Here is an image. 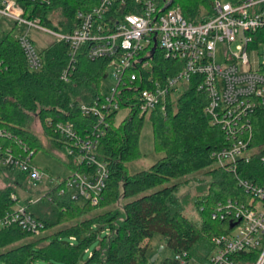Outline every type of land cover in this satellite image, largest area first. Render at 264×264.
<instances>
[{
	"label": "trees",
	"instance_id": "16d2710c",
	"mask_svg": "<svg viewBox=\"0 0 264 264\" xmlns=\"http://www.w3.org/2000/svg\"><path fill=\"white\" fill-rule=\"evenodd\" d=\"M20 1L33 10L31 15L44 13V25L66 34L76 28L78 12L92 10L100 3V0H53L49 7H35L28 1ZM214 1L175 0V6L180 7L188 21L198 23L212 13ZM87 48L82 47L72 68L69 45L53 42L43 50V68L34 72L28 68L12 33L0 42V55L7 66L0 74V128L14 132L29 146L34 157L45 148L30 129L34 118L38 119L45 137L57 149L65 151L68 167L83 173L87 166L69 156L68 148L72 144L55 130L56 124H72L80 136L91 134L99 127L104 131L99 139V160L109 169L106 188L97 205L78 204L70 192L60 195L66 179L57 180L53 189L37 202L28 204V212L43 224V229L37 235L18 225L0 230V260L6 264H46L54 258L60 264H79L91 242L100 238L99 246L83 264H148L150 243L155 235H160L174 252V257L167 258L163 264H181L179 255L189 264H205L215 250L213 237L228 233L233 224L213 220L215 207L228 199L244 197L235 174L215 165L213 154L228 142L222 129L211 125L206 113L207 94L198 90V82L193 79L188 89L175 99L170 98L167 112L157 109L143 115L133 100L132 110L119 125L116 112L107 115L108 127H101L99 118L94 114L84 115L81 107L96 106L104 98L101 85L108 77L110 60L89 59ZM153 58L149 69L132 70L139 76L137 88H147L148 77L173 76L181 68L158 51ZM66 69L70 70L69 81L61 80ZM147 117L154 133L155 150L163 157L149 169L130 174L129 164L142 156L140 140ZM254 122V144L264 153V110L258 112ZM254 170L264 171L258 158L249 166L240 165L242 177L253 179ZM202 172L209 174L212 182L208 194L198 199L200 221L195 223L186 216L176 192L185 178ZM4 175V170H0V176ZM14 176L8 172L6 177L14 179ZM14 183L19 184L17 179ZM13 194H16L13 184L0 190V219L16 207ZM114 205L120 208L113 209ZM50 212L59 219L93 212L95 215L65 227L59 220L47 219ZM50 231L51 235L37 237ZM72 237L76 240L71 241ZM259 256L258 251L239 254L234 256V262L256 264Z\"/></svg>",
	"mask_w": 264,
	"mask_h": 264
},
{
	"label": "built area",
	"instance_id": "2783aa9c",
	"mask_svg": "<svg viewBox=\"0 0 264 264\" xmlns=\"http://www.w3.org/2000/svg\"><path fill=\"white\" fill-rule=\"evenodd\" d=\"M35 7H49L53 0H24ZM172 0H100L97 7L76 14V28L66 34L43 24L42 17L33 16L20 0H0V18L14 22L10 32L20 44L30 71H40L44 65L43 50L31 35L48 34L53 42L69 45L71 66L76 63L82 47L88 46L89 59H108L114 68L117 85L111 96L98 105H83L84 115L94 114L99 126L108 127L107 115L124 109L132 110L136 100L141 114L154 110L167 112L170 98H176L190 87L193 79L198 90L207 94L206 113L211 125L224 132L228 145L215 152V165L236 176L237 186L244 192L242 199H228L218 203L212 213L215 221H229L231 230L213 237L214 252L205 264H235L234 256L253 251L260 252L256 264H264V171H251L253 179L242 177L241 166H249L258 158L264 170V153L254 144L255 119L264 110V0H238L223 3L215 0L212 13L198 23L188 21L180 7ZM227 47L225 63L218 64V45ZM238 44V52L230 47ZM262 47L260 61L253 64L250 52ZM180 65V70L165 78L148 77L149 86L137 88V72L152 66L156 52ZM7 69L0 55V74ZM66 69L61 80L69 81ZM51 124L49 120L46 121ZM55 130L72 147L68 154L87 166V171L75 172L66 179V192L72 198H83L97 205L109 178L108 166L99 160V139L103 129L86 136L76 133L72 124L57 123ZM33 152L14 132L0 128V170L5 174H24L30 183L42 182L47 174L32 165ZM49 179V178H48ZM16 207L3 219L0 230L18 225L23 230L39 234L43 224L28 212V204L17 207L19 198L12 195ZM204 208L201 209L203 211ZM76 238L72 237L71 241ZM181 264H189L179 255Z\"/></svg>",
	"mask_w": 264,
	"mask_h": 264
},
{
	"label": "rangeland",
	"instance_id": "374dc122",
	"mask_svg": "<svg viewBox=\"0 0 264 264\" xmlns=\"http://www.w3.org/2000/svg\"><path fill=\"white\" fill-rule=\"evenodd\" d=\"M223 3H234L238 0H221ZM54 21H57V18H54ZM13 26H15L14 22H6L3 18H0V42L9 34L10 32H18L16 28L13 30ZM32 37L37 43V50L41 51L45 47L47 48L54 41V38L48 34L37 35L35 31H31ZM238 44L230 47L232 52H238ZM263 48L259 47L250 52V61L255 64L260 61V54L262 53ZM227 53V47L219 44L216 51V61L218 64L225 63V56ZM117 85V80L114 75V68L108 69V77L103 80L101 85V90L105 97L111 96L112 89ZM129 114V111L126 109H122L117 114L116 123L119 125ZM31 131L35 133L40 141L44 144L45 148L40 149L37 154L33 157L31 163L35 167L44 171L47 174L48 178L44 179L42 182H33L30 183L28 177L24 174H16L14 179L18 180L19 184L14 183V179H8L4 175L0 176V190H4L8 185H14L16 188V195L19 198V202L17 207L24 206L30 202H37L41 196L45 193H48L50 189L56 185L57 180H64L74 176L73 169H70L68 165L65 163L66 161V153L65 151L59 150L55 147L53 143H51L43 134L42 129L39 124V120L34 118L31 123ZM154 133L151 126V123L148 117L145 120L143 132L140 140V148L142 152V156L135 162L129 164V173L134 174L139 171L149 169L153 164L158 162L163 155L159 152H156L154 146ZM159 148V146H157ZM212 182V177L206 172L198 173L195 175H191L185 178L182 182L181 187L176 192V196L182 201L184 205V212L186 216H188L192 221L198 223L200 221V215L198 211V199L200 197L206 196L208 194L209 185ZM76 202L78 204L85 203V199L77 198ZM113 209H118L120 206L114 205ZM47 209H45V213ZM94 213V212H93ZM80 214L79 216H75V218H71L70 216H64L62 219H59L53 216V213H49L46 218L50 220H59L61 221L62 226L71 227L75 226L77 223H80L84 218L93 217L95 214ZM93 215V216H92ZM52 232H46L44 234H40L37 237H44L47 235H51ZM102 237V236H101ZM69 240V238H65ZM100 244V238L91 242L89 250L84 252L80 263L83 264L90 258L91 252L94 251ZM44 245V243H41ZM148 264H163V262L167 258L174 257V252L167 246L166 238L160 235H155L152 239L149 249H148ZM59 263L54 258H50L46 264L51 263ZM0 264H6L5 261L0 260ZM64 264V263H63ZM93 264V263H91Z\"/></svg>",
	"mask_w": 264,
	"mask_h": 264
},
{
	"label": "water",
	"instance_id": "95a60500",
	"mask_svg": "<svg viewBox=\"0 0 264 264\" xmlns=\"http://www.w3.org/2000/svg\"><path fill=\"white\" fill-rule=\"evenodd\" d=\"M173 1H174V0H172V1L170 2V4L168 5V7H170V6L173 4Z\"/></svg>",
	"mask_w": 264,
	"mask_h": 264
}]
</instances>
